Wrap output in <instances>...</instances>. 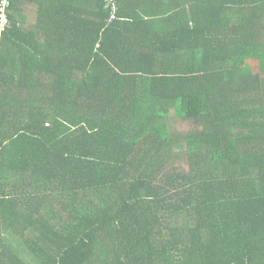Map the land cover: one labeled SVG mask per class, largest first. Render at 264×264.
I'll use <instances>...</instances> for the list:
<instances>
[{
    "label": "trees",
    "instance_id": "16d2710c",
    "mask_svg": "<svg viewBox=\"0 0 264 264\" xmlns=\"http://www.w3.org/2000/svg\"><path fill=\"white\" fill-rule=\"evenodd\" d=\"M9 1L0 264H264V0Z\"/></svg>",
    "mask_w": 264,
    "mask_h": 264
},
{
    "label": "rangeland",
    "instance_id": "374dc122",
    "mask_svg": "<svg viewBox=\"0 0 264 264\" xmlns=\"http://www.w3.org/2000/svg\"><path fill=\"white\" fill-rule=\"evenodd\" d=\"M29 16L32 17L30 12H29ZM246 65L250 66L251 68H253L254 72L256 71V73H258V67H260V65H262V60L259 57H257V56H252L250 59H248ZM171 125H172V126H170L171 130L176 132L174 134H170L172 136L177 135L178 133H185L189 129L188 125L180 124L179 121H177L175 123H171ZM180 163H182L181 166H183L184 164H186V159L185 158H180V161H179L178 165Z\"/></svg>",
    "mask_w": 264,
    "mask_h": 264
},
{
    "label": "built area",
    "instance_id": "2783aa9c",
    "mask_svg": "<svg viewBox=\"0 0 264 264\" xmlns=\"http://www.w3.org/2000/svg\"><path fill=\"white\" fill-rule=\"evenodd\" d=\"M10 5V1L9 0H2L1 2V10L4 11L6 10ZM7 22L6 20V16L3 15V23H2V26H4V24Z\"/></svg>",
    "mask_w": 264,
    "mask_h": 264
},
{
    "label": "clouds",
    "instance_id": "9594fccd",
    "mask_svg": "<svg viewBox=\"0 0 264 264\" xmlns=\"http://www.w3.org/2000/svg\"><path fill=\"white\" fill-rule=\"evenodd\" d=\"M105 1H109V5H111L113 10H115V8H116L115 0H105Z\"/></svg>",
    "mask_w": 264,
    "mask_h": 264
}]
</instances>
